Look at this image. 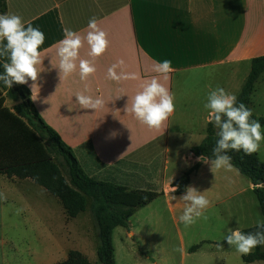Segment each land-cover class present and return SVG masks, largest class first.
<instances>
[{"label":"crops","instance_id":"0c3cea01","mask_svg":"<svg viewBox=\"0 0 264 264\" xmlns=\"http://www.w3.org/2000/svg\"><path fill=\"white\" fill-rule=\"evenodd\" d=\"M5 14H18L26 26L31 23L45 34L39 87L32 95L31 80L20 85L40 119L72 150L83 171L100 182L162 193L165 198L174 194L172 183L182 171L170 174L172 118L177 116L183 126L196 119L208 125L204 107L208 94L220 86L237 96L252 60L264 56V0H7ZM92 17L107 32L109 47L94 61L97 71L87 82L80 81L78 68L61 82L52 64L58 63L63 30L85 36ZM88 51L85 43L80 58L90 59ZM120 59L125 71L137 73L139 79L107 78V69ZM165 59L174 69L165 86L174 94L175 111L161 129H148L125 108L140 84L156 75L151 66ZM0 62L7 59L0 57ZM85 83L90 89L86 94L103 98L102 109H83L77 103L75 94L84 90ZM180 131L178 135H184ZM112 132L117 133L115 138ZM180 159L191 161V167L205 164L192 154ZM36 186L29 179L0 175V193L6 197L0 199V264L12 263L5 257L12 238L3 232L4 204L24 203L27 190L36 191ZM126 229L128 238L134 239L131 223Z\"/></svg>","mask_w":264,"mask_h":264},{"label":"rangeland","instance_id":"374dc122","mask_svg":"<svg viewBox=\"0 0 264 264\" xmlns=\"http://www.w3.org/2000/svg\"><path fill=\"white\" fill-rule=\"evenodd\" d=\"M7 105L13 107L14 104L8 101ZM250 109L258 118H264V73L256 84ZM171 122L170 174L182 170L181 177L192 162L180 157L189 156L192 148L202 143L203 137L199 135L206 138L209 124L196 119L194 124L185 121L183 126L177 116ZM179 130L184 135H178ZM261 130L264 132V126ZM257 154L264 162V141ZM225 177H230L232 182ZM189 186L209 199L210 205L203 214L207 219L201 217L185 227L179 220L185 207L180 199L184 194H171L167 198L160 195L130 218L129 223L136 229L134 239L128 238L126 228L114 230L116 264H264L263 261L244 262V255L223 240L228 228L239 227L244 231L256 227L258 220H264L251 180L234 166L232 171L220 169L214 174L209 164H201ZM36 187V191L27 190L24 203L14 205L6 200L4 204L7 210L3 208V232L12 238L6 246L5 257L11 259V264H58L65 261L71 251H80L90 262L97 263L100 234L90 210L91 199L86 211L66 222L59 200L44 188ZM218 243L223 247L217 248ZM195 246L199 248L191 251ZM261 250L264 251V246Z\"/></svg>","mask_w":264,"mask_h":264},{"label":"clouds","instance_id":"9594fccd","mask_svg":"<svg viewBox=\"0 0 264 264\" xmlns=\"http://www.w3.org/2000/svg\"><path fill=\"white\" fill-rule=\"evenodd\" d=\"M87 27L85 36L68 28L63 30L64 37L59 41L56 52L58 63L52 64L53 67L58 68L61 82L76 73L77 68L80 81L87 82L97 71L94 61L109 47L108 34L98 26L96 17L90 18ZM45 39V34L38 27H34L31 23L26 26L20 15L0 14V57L7 59V62L3 63L4 71L0 74V81L8 89L13 84H27L29 80L33 82L32 95L34 89L39 87L36 81L42 71L38 66L42 65L44 60L41 46ZM85 43L89 48L87 55L90 59L80 58V50ZM117 69L120 71L118 72ZM151 71L156 75L140 84L139 90L129 98L130 104L128 100L125 111L148 129L159 130L175 111L174 94L165 86L169 74L174 71L172 61L165 59L156 62L151 66ZM107 78L121 82L137 80L139 75L125 71V61L120 59L107 69ZM89 91L88 84L85 83L84 90L75 94L79 106L95 111L102 109L105 104L103 98H94L86 94ZM204 107L208 110V123L218 129L219 139L213 148L212 157L201 156L198 159L209 164L214 174L220 169L232 171L231 157L227 154L229 151L242 150L246 155L259 151L261 141H264L261 124L252 119L251 109L243 102L238 103L236 95L217 86L208 94ZM116 135V132L110 133L111 138H115ZM225 179L229 183L232 182L230 177ZM258 184L264 186V182ZM176 190L173 188V192ZM0 199H6L3 193H0ZM172 199L176 197L172 196ZM180 199L185 202V207L179 220L185 227L196 223L201 217L207 219L203 214L210 201L203 192L188 186ZM257 228L259 230L254 233H245L239 227L228 228L223 240L237 252L249 255L254 248L264 246V220L257 221ZM216 246L223 247L220 243Z\"/></svg>","mask_w":264,"mask_h":264},{"label":"trees","instance_id":"16d2710c","mask_svg":"<svg viewBox=\"0 0 264 264\" xmlns=\"http://www.w3.org/2000/svg\"><path fill=\"white\" fill-rule=\"evenodd\" d=\"M7 11V0H0V14ZM4 71L0 62V74ZM264 73V56L251 62V72L237 95L238 103L243 102L249 109L256 84ZM13 103L9 107L7 102ZM252 119L264 126V118L253 114ZM218 129L209 123L207 136L203 142L192 148V155L212 157L216 146ZM48 142H47V141ZM232 165L243 176L248 177L258 197L264 216V162L257 152L246 155L241 151H229ZM201 163L193 165L172 183L175 195L185 194L192 176L198 172ZM66 173V174H65ZM0 175L20 180L29 179L44 188L46 193L61 203L67 220L75 219L86 211L88 199L90 210L98 225L100 246L97 250L98 262L92 263L80 251H71L68 258L58 264H116L113 232L118 227L129 228L130 218L137 210L148 206L162 193L145 190H130L108 182H100L89 177L80 167L72 150L61 137L40 119L30 100V95L20 84L8 89L0 81ZM256 227L244 230L254 233ZM199 246L191 248L195 251ZM244 262H264V251L258 246Z\"/></svg>","mask_w":264,"mask_h":264}]
</instances>
